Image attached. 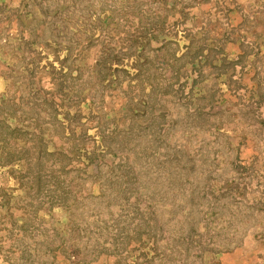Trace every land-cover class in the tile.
<instances>
[{
  "label": "rangeland",
  "instance_id": "374dc122",
  "mask_svg": "<svg viewBox=\"0 0 264 264\" xmlns=\"http://www.w3.org/2000/svg\"><path fill=\"white\" fill-rule=\"evenodd\" d=\"M0 264H264V0H0Z\"/></svg>",
  "mask_w": 264,
  "mask_h": 264
}]
</instances>
